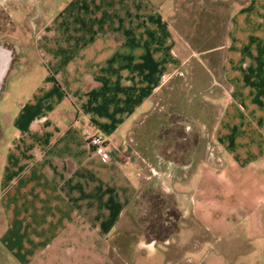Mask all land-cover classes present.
I'll use <instances>...</instances> for the list:
<instances>
[{"label":"crops","instance_id":"crops-1","mask_svg":"<svg viewBox=\"0 0 264 264\" xmlns=\"http://www.w3.org/2000/svg\"><path fill=\"white\" fill-rule=\"evenodd\" d=\"M183 1L0 0V264H118L110 240L157 179L180 224L130 264H177L171 244L185 264H264V0H223L217 20ZM186 82L191 141L171 159L156 106Z\"/></svg>","mask_w":264,"mask_h":264},{"label":"rangeland","instance_id":"rangeland-1","mask_svg":"<svg viewBox=\"0 0 264 264\" xmlns=\"http://www.w3.org/2000/svg\"><path fill=\"white\" fill-rule=\"evenodd\" d=\"M223 4V0H184L181 3L180 14L185 18L191 19L192 17L198 18L205 13L203 16L217 20L221 19L226 14V6L223 11ZM201 8L206 9V11H201ZM11 30V25L8 23L6 16L0 10V44H12L10 42ZM184 87L183 90L177 91L174 88H168L165 91V101L168 104L156 106V110L160 111L159 113L162 115H167V119H169L165 134L167 136L166 150L171 151V154H167L166 156L171 159L175 158L174 151H184L191 141L188 138L178 137V134L181 131V125L184 130L187 124L185 123V120V122L183 121V124H181V119L190 112L189 110H180L181 113L175 111L174 102L176 98L180 96L190 97L189 93L191 90L188 82L184 83ZM197 108L199 109L198 113H204L206 117L209 115V117H211L217 113L215 108L208 105H200ZM128 153L130 155V152ZM165 163L166 162H162L161 165L165 166ZM145 165L148 172L151 174L149 165ZM166 165L167 169L164 170L170 173L173 164L166 163ZM157 172L159 173L160 169L157 170ZM157 176L159 175H153L154 178ZM154 183V186L150 184L149 187L143 190L136 203L131 209L127 210L126 215L117 226L116 231L110 240L112 244V255L118 264L131 263L130 259L132 258L133 248L138 240H154L159 243H164L168 238H173V235L180 224L178 217L179 214L175 210L173 196L168 193L165 194L161 190L159 179H157L156 182L154 181ZM180 254L181 253L177 250L175 245H169V262L185 264L182 263ZM202 264L206 263L202 262Z\"/></svg>","mask_w":264,"mask_h":264},{"label":"built area","instance_id":"built-area-1","mask_svg":"<svg viewBox=\"0 0 264 264\" xmlns=\"http://www.w3.org/2000/svg\"><path fill=\"white\" fill-rule=\"evenodd\" d=\"M84 137L90 151L102 158L110 157V141L108 137L102 133L93 132L91 130H85Z\"/></svg>","mask_w":264,"mask_h":264}]
</instances>
